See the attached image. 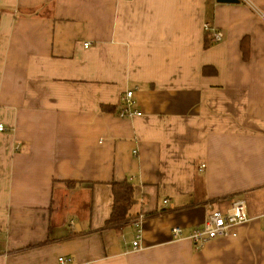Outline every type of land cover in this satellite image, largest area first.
I'll list each match as a JSON object with an SVG mask.
<instances>
[{"label":"crops","instance_id":"obj_1","mask_svg":"<svg viewBox=\"0 0 264 264\" xmlns=\"http://www.w3.org/2000/svg\"><path fill=\"white\" fill-rule=\"evenodd\" d=\"M248 1L0 0V264H264V0ZM129 89L141 115L120 118ZM124 180L131 216L106 227ZM237 198L236 237L171 239Z\"/></svg>","mask_w":264,"mask_h":264},{"label":"built area","instance_id":"obj_2","mask_svg":"<svg viewBox=\"0 0 264 264\" xmlns=\"http://www.w3.org/2000/svg\"><path fill=\"white\" fill-rule=\"evenodd\" d=\"M240 1L251 5L248 0ZM203 28L205 32L209 34L210 40L212 42H219L223 40V32L217 30L209 22H205ZM83 45L87 47L89 42H85ZM116 114L120 118H131L133 116L141 115V112L136 108L134 89H129L120 96V106ZM6 129L7 128L0 123V132L5 131ZM260 217L262 224L261 230L264 234V213ZM250 219L251 217L248 214L245 201L241 198H237L233 200L225 210L216 208L214 209L213 207L209 206L207 216L203 223L191 228L186 234L180 226H173L170 229L171 239L173 241L188 239L191 242L194 250H200L208 242L217 238L236 237V227L240 224L248 222ZM143 220V214H138L132 219V224L135 227V235L130 242L132 251H138L142 249L140 241L142 237ZM73 225V221L71 220L69 227L72 229ZM57 262L59 264H74V260L71 256H58Z\"/></svg>","mask_w":264,"mask_h":264},{"label":"trees","instance_id":"obj_3","mask_svg":"<svg viewBox=\"0 0 264 264\" xmlns=\"http://www.w3.org/2000/svg\"><path fill=\"white\" fill-rule=\"evenodd\" d=\"M204 45L207 46V42ZM112 193V211L105 222L106 227H118L127 221L131 216L130 210L135 203L134 188L127 180L112 183Z\"/></svg>","mask_w":264,"mask_h":264},{"label":"water","instance_id":"obj_4","mask_svg":"<svg viewBox=\"0 0 264 264\" xmlns=\"http://www.w3.org/2000/svg\"><path fill=\"white\" fill-rule=\"evenodd\" d=\"M216 2H218V3H233V4H236V3H239L240 0H216Z\"/></svg>","mask_w":264,"mask_h":264}]
</instances>
